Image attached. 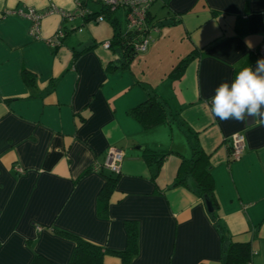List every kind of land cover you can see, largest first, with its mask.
<instances>
[{"label":"crops","instance_id":"0c3cea01","mask_svg":"<svg viewBox=\"0 0 264 264\" xmlns=\"http://www.w3.org/2000/svg\"><path fill=\"white\" fill-rule=\"evenodd\" d=\"M246 2L155 0L146 51L120 69L118 54L103 46L114 35L106 17H63L59 10L74 14L76 0H0V264H29L35 254L68 264L75 244L58 230L121 251L126 221L136 224L137 252L127 260L108 253L103 264H222L219 226L250 245L251 264H264V124L221 121L209 110L221 82L264 58L255 53L264 0ZM83 5L101 9L94 0ZM30 8L45 13L36 37L24 16ZM113 17L126 31V10ZM24 68L34 74L31 86ZM153 93L166 120L144 128L128 111ZM234 133L245 137L238 160L229 155ZM110 148L123 159L107 214L99 215L106 177L117 174L92 167ZM199 148L209 159L214 216L192 191L194 179L173 185ZM149 152L165 154L159 167Z\"/></svg>","mask_w":264,"mask_h":264},{"label":"trees","instance_id":"16d2710c","mask_svg":"<svg viewBox=\"0 0 264 264\" xmlns=\"http://www.w3.org/2000/svg\"><path fill=\"white\" fill-rule=\"evenodd\" d=\"M86 0H81L84 3ZM98 2L97 0H94ZM249 0H247L246 4ZM115 11H111L108 7L101 4V9L97 13L91 15H103L113 25L114 35L110 42V48L118 54V62L114 64L115 67L124 69L129 67L131 61L138 53L136 45L140 43L141 38L136 31L126 29L122 31L119 22L113 17ZM235 29L238 33L246 31V21L242 16H238L236 19ZM196 56V53L192 51L188 56L182 58L173 69L172 73L174 77L182 75L188 62ZM114 68V67H112ZM22 78L26 85L31 86L34 83V74L26 70H22ZM128 113L135 120H137L144 128H148L166 120L164 104L158 99L156 94H150L148 98L131 108ZM147 159L149 161L157 160V166L159 167L165 154L149 152ZM118 175L115 177L107 176L105 184L100 191L98 198V213L99 215H106L109 206V198L114 189V185L118 179ZM191 177L195 180V187L192 191L200 197L207 196L213 206L214 216L217 210V202L214 195L213 180L209 170L208 155L205 154L200 148L196 150L195 155L191 159H185L182 161L179 168L178 177L173 185H188V178ZM125 227L127 231L126 247L121 251H113L108 248H104L99 244L88 241L77 235L58 230L57 233L61 234L74 242V249L68 264H103L104 257L108 253H116L123 259H129L132 257L138 249V232L134 221H126ZM222 242L221 262L222 264H246L251 260V249L248 243H240L231 241L230 237L219 226ZM29 264H55L51 260L43 257L42 255L35 254Z\"/></svg>","mask_w":264,"mask_h":264},{"label":"built area","instance_id":"2783aa9c","mask_svg":"<svg viewBox=\"0 0 264 264\" xmlns=\"http://www.w3.org/2000/svg\"><path fill=\"white\" fill-rule=\"evenodd\" d=\"M97 1L100 4H103L106 7H108L111 11H116L119 8H124L126 10L127 29L136 31L137 33H139V36L141 38L140 43H138L135 48L137 52L146 51L147 44L151 38L150 25L148 23L149 9L151 4L155 0H97ZM54 11H58V9L53 7L52 9L48 10L47 13H51ZM59 13L63 17L72 20L75 15L81 16L83 18L90 17L92 11L84 7L81 0H76V11L74 14L61 10H59ZM24 16L27 17L28 20L30 21V34L36 37L40 30L41 19L45 16V13L37 12L36 10L30 8L28 12L24 14ZM95 19L97 21H101L104 19V16L100 14L97 15ZM56 36L58 38L63 37L64 32L62 30H59ZM103 46L105 48H110V42L109 41L105 42ZM255 53L259 56L264 55V41L260 44V46L258 47ZM244 141H245V137L242 133H234L230 136L229 155L233 160H238L241 158L244 150ZM122 159H123V151L121 149L110 148L107 151L104 162L96 163L95 165H93L92 170L98 172L106 169L113 174H120ZM19 171L23 172L21 169H19ZM246 264H251V263L247 262Z\"/></svg>","mask_w":264,"mask_h":264},{"label":"clouds","instance_id":"9594fccd","mask_svg":"<svg viewBox=\"0 0 264 264\" xmlns=\"http://www.w3.org/2000/svg\"><path fill=\"white\" fill-rule=\"evenodd\" d=\"M209 110L221 121L251 119L264 124V58H259L255 67L242 68L230 83L221 82Z\"/></svg>","mask_w":264,"mask_h":264},{"label":"water","instance_id":"95a60500","mask_svg":"<svg viewBox=\"0 0 264 264\" xmlns=\"http://www.w3.org/2000/svg\"><path fill=\"white\" fill-rule=\"evenodd\" d=\"M203 199H204V202H205V205H206L207 210H208L209 212H213L214 209H213L212 203H211V201L208 199V197H207V196H204Z\"/></svg>","mask_w":264,"mask_h":264}]
</instances>
